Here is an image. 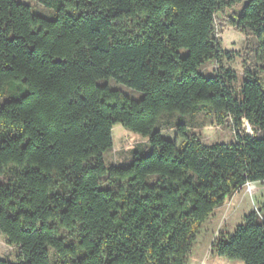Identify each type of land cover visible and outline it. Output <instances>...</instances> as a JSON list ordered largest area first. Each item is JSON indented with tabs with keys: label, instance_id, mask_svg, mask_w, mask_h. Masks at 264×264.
<instances>
[{
	"label": "trees",
	"instance_id": "1",
	"mask_svg": "<svg viewBox=\"0 0 264 264\" xmlns=\"http://www.w3.org/2000/svg\"><path fill=\"white\" fill-rule=\"evenodd\" d=\"M228 12L261 64L244 60L238 96L229 70L201 72L221 66ZM56 13L0 0V97L24 88L0 106V236L16 252L0 264H186L224 201L264 183V0H60ZM110 79L141 99L100 85ZM173 114H207L235 142L207 146ZM116 125L150 147L127 167L103 160ZM213 251L264 264V207Z\"/></svg>",
	"mask_w": 264,
	"mask_h": 264
},
{
	"label": "rangeland",
	"instance_id": "2",
	"mask_svg": "<svg viewBox=\"0 0 264 264\" xmlns=\"http://www.w3.org/2000/svg\"><path fill=\"white\" fill-rule=\"evenodd\" d=\"M50 0H15V2L27 5L31 12L37 16L52 20L56 17V8L60 4V0H51L52 4L48 5ZM67 14L76 16L78 13L72 9L64 10ZM224 15L216 19V39L222 58L221 66L215 63H208L202 68L201 72L204 77H213L219 67L232 72L236 81L233 84V91L236 96L239 94L241 84L243 82V62L248 64L261 65L255 59L257 49V41L252 37H244L235 28L228 26V20L231 18ZM261 83L264 84V74L261 77ZM100 85H106L110 90L119 91L125 97L138 101L142 94L132 90L122 84L110 79L101 82ZM12 87L14 91L3 94L0 97V106L11 98H18L24 94V88L19 84H9L4 86L6 91ZM7 92V91H6ZM166 115H162L158 120L156 128L163 121ZM173 121L177 124L186 126L188 136L197 137L207 146L214 144H230L235 142L234 132L229 127H217L207 114L197 115H178L173 114ZM242 134L253 136L251 128L243 123L239 130ZM161 138L168 141H177L179 145L184 139H176L175 129H166L161 131ZM112 149L103 155L106 167L120 166L127 167L133 159L135 151L139 156H145L149 153L150 147L147 139L139 135L124 130L121 126L116 125L112 129ZM6 180L0 178V183ZM264 207V183L247 184L236 193L229 196L218 208L212 216L201 226L196 240L192 246L186 264H243L240 261H228L218 257L213 246L223 240H227L237 228L243 225L245 217L254 212L260 215L261 209ZM16 252L8 247L3 238L0 236V259L13 261Z\"/></svg>",
	"mask_w": 264,
	"mask_h": 264
},
{
	"label": "built area",
	"instance_id": "3",
	"mask_svg": "<svg viewBox=\"0 0 264 264\" xmlns=\"http://www.w3.org/2000/svg\"><path fill=\"white\" fill-rule=\"evenodd\" d=\"M243 123H246V122H243ZM248 135V134H247ZM250 136V135H249Z\"/></svg>",
	"mask_w": 264,
	"mask_h": 264
}]
</instances>
